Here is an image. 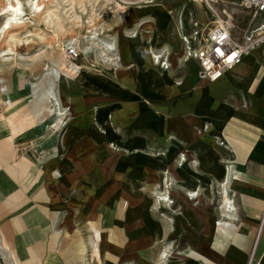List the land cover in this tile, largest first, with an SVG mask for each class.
Listing matches in <instances>:
<instances>
[{
	"label": "rangeland",
	"instance_id": "374dc122",
	"mask_svg": "<svg viewBox=\"0 0 264 264\" xmlns=\"http://www.w3.org/2000/svg\"><path fill=\"white\" fill-rule=\"evenodd\" d=\"M16 1L0 0V212L8 207L21 209L25 205L21 182L32 160L41 165L52 160H95L93 183L100 178L102 194L105 190L108 194H117L119 202L118 210L112 209L109 200L108 204L103 203L104 200L97 203L109 206L108 212L102 210L93 214L99 217L92 223L101 231V245L98 244L100 233L93 226L92 238L88 240L90 230L85 231L83 208L79 209L86 203L85 192L92 203L99 198V187L84 178L76 179V171L60 176L55 168L52 176L56 178L46 182L49 187L53 186L49 189L51 194L56 189L53 196L57 202L76 208L64 214L69 218L71 231L77 232L81 239L68 245L70 251L73 250V264H161L159 258L164 250L168 256L162 264H182L189 235L194 236L193 240H202L210 221L218 220V207L231 198L227 185L234 169L227 159L220 157L222 167L227 165L224 169L227 180L216 177L203 158L209 152L208 144L202 145L204 138L198 141L201 146L194 138L187 142L181 140L177 145L171 141L173 135L180 136L182 127H176L173 135H169L164 132V117L152 119L151 126L145 124L146 111L140 109L136 101L123 100L111 84L114 80L108 79L107 73H118L121 65L112 67L105 63L101 44L103 40L110 42L117 51L114 36L129 31L130 36L135 34L132 37L139 38L143 33L145 25L135 28L137 21H129L132 11L164 8L171 20V44L167 43V49L163 46L160 51L170 55L168 71L174 72L181 62H189L183 60V38L193 30L192 22H198L199 28L204 29L212 20L206 5L202 0L141 3L121 0L127 4L118 0H87L83 4L78 0H45L36 9L35 0H19L20 12L16 19L12 18V9H4ZM240 1L219 0L216 4L217 9L225 10V14L234 19L236 38H242L252 23V16L240 8ZM174 19L180 23L177 28ZM7 30L9 32L5 33ZM71 40L80 52L74 62L77 68L73 70L65 55V45ZM144 41L151 43L148 38ZM158 51L156 55L161 53ZM147 55L157 63L154 55ZM195 70L196 67L193 72ZM139 95L145 98L140 92ZM75 102L78 104L73 108ZM100 106L104 110L101 115ZM64 107H67V116L62 118L57 114ZM72 121L76 130L68 134ZM207 125L204 123L202 128ZM176 129L180 131L177 133ZM192 129L193 136H203L196 128ZM91 132L108 139L103 142L97 139L94 145ZM109 139L114 142L110 146L107 145ZM139 143V147L135 146ZM182 153L185 160L181 165ZM116 162L117 169L113 164ZM165 173H168L172 204L157 203L156 193L164 187ZM39 189L38 185L34 193L25 189L26 203H41L33 199L38 198ZM192 190H196L197 195L182 202L181 194ZM113 203L116 205V201ZM132 207L136 208L134 216ZM136 228L139 230L135 236ZM0 254L8 264H16L1 233Z\"/></svg>",
	"mask_w": 264,
	"mask_h": 264
},
{
	"label": "crops",
	"instance_id": "0c3cea01",
	"mask_svg": "<svg viewBox=\"0 0 264 264\" xmlns=\"http://www.w3.org/2000/svg\"><path fill=\"white\" fill-rule=\"evenodd\" d=\"M132 13L129 21H137L135 28L145 25L143 33L139 38L124 32L113 37L121 69L116 74L107 73L110 81H117L111 84L123 100L136 101L139 108L146 111L143 115L147 117L145 124L151 126L152 119L164 117V132L169 135H173L176 127H182L180 136L173 135L171 142L179 145L181 140L187 142L194 138V142L201 146L198 141L204 138L202 145L208 144L210 153H205L203 158L209 163L213 175L227 180L224 177L227 165L222 167L218 160L220 157L227 159L228 165L234 169L227 185L231 198L228 203L218 207V220H214V223L210 221L202 240H193L194 236L189 235L186 244L183 243L188 247L182 264H264V45L245 55L240 64L225 72L221 78L209 82L199 77V66L194 59H188L189 62L185 64L181 62L179 68L172 72L168 71L169 68L164 70L147 55L149 52L144 42L154 52H161L163 46L167 49V43H170L171 20L166 9L153 7ZM142 19L146 21L142 23ZM175 26L177 28L178 22ZM146 38L151 43L144 41ZM167 55L170 63L171 57ZM139 92L145 98L142 99ZM77 104L73 103L72 107H77ZM99 110V114L104 112L102 107ZM72 123L66 132L68 134L76 130ZM204 123L208 125L202 128ZM192 127L203 136H193ZM176 131L178 133L180 130ZM68 134L67 138L70 137ZM89 134L94 145L97 139L101 142L108 139L93 132ZM32 161L21 182L25 205L21 209L8 207L0 212V233L4 244L13 252L12 258L16 264H73V250L70 251L68 245L81 239L77 232L71 231L69 218L64 214L76 208L57 202L53 196L56 189L50 193L49 189L53 186L46 184L47 179H55L52 174L56 170L60 176L72 170L76 171V179L84 178L87 183L99 187L100 199L92 203L85 192L83 197L86 203L79 208H83L84 229L90 230L88 240L92 238L93 226L100 233L99 245L102 234L92 223L98 221L99 217H93V214L102 210L108 212L109 206L97 203L99 200H104L105 204L111 202L112 209L118 210V195L108 194L107 190L102 194L100 178L93 183L92 164L95 160H52L42 165L37 160ZM113 164L117 169L118 163ZM36 185L38 188L40 186L39 194L37 199H33L41 203H26L25 189L34 193ZM135 209L132 207V216L136 213ZM138 230L136 228L135 236ZM0 264H8L1 254Z\"/></svg>",
	"mask_w": 264,
	"mask_h": 264
},
{
	"label": "built area",
	"instance_id": "2783aa9c",
	"mask_svg": "<svg viewBox=\"0 0 264 264\" xmlns=\"http://www.w3.org/2000/svg\"><path fill=\"white\" fill-rule=\"evenodd\" d=\"M122 4H127L118 0ZM211 14L212 20L204 29L199 28L198 22H192L193 30L183 39L185 42V59L197 61L199 77L209 82L221 78L223 74L240 64L245 55L264 45V0H241L240 8L252 16V23L242 38L234 35V19L225 14V10L217 9L219 0H202ZM137 4V3H136ZM110 12H113L109 9ZM133 34L132 36H134ZM79 50L74 40L65 45V55L71 70L79 56ZM105 56L106 63L112 67L120 65V58L115 50ZM159 55L160 67L168 69L167 53ZM222 144V142H220Z\"/></svg>",
	"mask_w": 264,
	"mask_h": 264
},
{
	"label": "bare ground",
	"instance_id": "6f19581e",
	"mask_svg": "<svg viewBox=\"0 0 264 264\" xmlns=\"http://www.w3.org/2000/svg\"><path fill=\"white\" fill-rule=\"evenodd\" d=\"M36 2V9H39L40 8V4L42 3V2H44L45 0H42L41 2H40V0H35ZM75 0H73V2H74ZM87 0H78V2L79 3H81V4H83V3H85ZM136 1H138V3H141V2H146V0H136ZM20 4H21V2L19 1V0H17L16 1V3L14 4L13 3V5H11V6H9V7H5L4 9L5 10H7L8 8H10V9H12V11H13V15H12V18L13 17H16V19H17V14L20 12V8H19V6H20ZM9 11V10H8ZM5 13V12H4ZM97 15V14H96ZM49 16V15H48ZM93 19V18H92ZM93 21H94V19H93ZM92 21V22H93ZM142 21V23H144L146 20H144V19H142L141 20ZM11 23H13L12 21H11ZM8 24H9V22H7L6 23V27L8 26ZM179 25H180V23L178 22V26L177 27H179ZM4 27V26H3ZM3 32H4V30H3ZM7 32H9V30H7V31H5V33H7ZM4 33V34H5ZM126 35H130V33L131 32H129V31H125L124 32ZM96 36V35H95ZM94 37V36H93ZM102 45V49H103V53H104V56H107V53L109 52V51H112L113 50V44L112 43H108V42H106V41H104L103 40V44H101ZM149 53L151 54V55H154L153 57L155 58V61L157 62V63H160L159 62V60H158V58H159V55L157 54L156 55V53L153 51V50H151V46H149ZM105 63H106V60H105ZM163 69H165V68H163ZM166 70V69H165ZM179 83V82H178ZM70 89H68V91H69ZM60 95V94H59ZM59 99V98H58ZM58 99H56V101H58ZM58 116H60V117H62V118H64V117H66L67 116V107H64V108H60L59 109V111H58V114H57ZM69 128H71L70 126H69ZM112 143H114L113 142V140L111 139L110 141H108L107 142V145H111ZM181 165L183 164L182 162H184V160H185V154L184 153H182L181 154ZM162 184L164 185V187H163V189L161 190V191H159L158 193H156L157 194V203H159L158 201H162L163 203H173V201H171V198H170V195H171V192L169 191V186H170V183L168 182V173H165V177L163 178V180H162ZM197 194H196V190H192V191H190V193L189 194H183L182 195V198H183V201L185 200V198H187V197H189L190 199L191 198H193V197H195ZM163 216L165 217V216H168L167 214H165V213H163ZM169 220H173V218H170L169 217ZM166 256H168V254H167V250H164L162 253H161V255H160V258H159V260L161 261V264L163 263V261L165 260V258H166Z\"/></svg>",
	"mask_w": 264,
	"mask_h": 264
}]
</instances>
